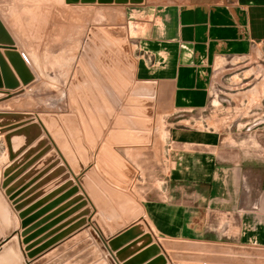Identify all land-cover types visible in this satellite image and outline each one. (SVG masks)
I'll return each mask as SVG.
<instances>
[{
	"label": "crops",
	"instance_id": "crops-1",
	"mask_svg": "<svg viewBox=\"0 0 264 264\" xmlns=\"http://www.w3.org/2000/svg\"><path fill=\"white\" fill-rule=\"evenodd\" d=\"M48 4L44 6L45 9L60 8L63 10V5H68L65 0L58 3L60 7L58 4L54 7L52 2ZM101 5L111 6L122 17L120 21L108 25L125 26L129 46V53L126 56L133 63L132 70L128 71L114 52H107L131 74L132 80L128 81V88L124 89L113 75L100 64L116 87L124 94V97L118 100V106L116 107L106 100L112 109V115L109 116L100 98L94 94L95 101L101 108L102 116L106 118L107 124L102 127L100 138L96 137V146L93 148L88 146L90 163L87 165L82 164L83 169L76 177L85 176L87 170L93 169L104 184L131 196L142 209L141 215L133 220L131 224L124 220L123 226L119 229L109 231V236L101 231L99 227L93 231L105 246L114 264H122L117 261L115 255L137 241L143 234L135 233L136 235L133 234L125 238L117 251H111L108 240L118 237L140 219L144 222L146 231H149L153 237L151 243H158L160 254L166 257V264L210 263L173 260L168 254L169 249L164 248L159 243V239L210 242L264 249V145H261L260 142L263 136L260 128L258 136L254 135L253 137L254 145L252 147L245 148V146L240 147L238 145L237 147H230L232 146L231 143L223 144L225 139L224 130L215 127H200L196 123L202 117L192 116V112L206 110L209 104H212L211 81L215 76V72H224V64H226L227 59L260 57L262 51H264V0H181L180 2L143 0L141 3L135 4L106 3ZM26 7L21 8L26 9ZM54 17L56 20L58 19V16L55 15ZM21 18L23 19L20 16L13 17V34L10 33V35L19 51L23 47L27 48L26 43L35 42L34 45L32 44L33 53L31 51L30 55L38 57V53L41 51L39 41L38 39L34 41L27 34V30L22 37ZM51 18L50 24L52 23ZM60 18L63 22V18ZM0 19L9 32V28L1 15ZM24 24L23 22V26ZM50 32L48 33L50 38L47 36L48 39L44 38L42 40L45 42L47 40L55 41L56 37L53 39V30H50ZM67 40V38L60 39V42L66 43ZM110 42L122 53V50L118 49L119 47L115 43ZM65 46L68 47L67 44ZM25 49H23V54L28 59L30 55L27 54ZM50 56L58 59L65 58L67 57V50L57 48L55 53H51ZM108 62L125 79L123 73L112 61L109 60ZM97 74L101 77L99 71ZM137 82L152 83L153 94L151 96L145 95L150 87L142 86L138 90V93L141 94L131 95ZM95 85L98 86V89H101L97 81ZM103 96L105 97L104 94ZM130 98H150L152 103L150 106L143 104L126 105L127 100ZM2 102L0 101V105ZM125 108L133 110L131 115L122 114ZM149 108L152 110L150 117L133 115L142 114L135 113L134 110L142 111ZM93 114L96 124L100 125L94 110ZM122 118L127 120L149 119L151 129H135L128 128L127 126H132L129 124H116L117 119ZM135 127L142 126L140 124V126ZM161 129H163V137H161ZM111 130L127 133L148 132L150 140L148 143L107 144L105 138ZM256 139H259L258 146L256 145ZM0 140L3 142L2 135H0ZM227 142H229L228 139ZM102 144L107 145L135 170V176L129 180L130 184L127 189L111 183L100 172L99 167L103 171L104 168L99 166L97 158L100 157L99 148ZM35 145L36 139L26 147L23 154L30 153L22 161L23 164L21 162L14 171L19 172L24 168V172L21 171L16 176L15 179L17 180L22 177V172L28 171L24 174L27 175L30 173L29 171L35 170L28 182H25L24 187H26L20 194L22 196L30 192L25 198H35L34 202L37 200L36 186L39 180L42 181V178L39 180L37 178L40 176L39 173L42 174L48 171V174L51 171L50 168L54 166L53 164L45 165V168L41 169L42 171L37 172L38 157ZM123 149L125 152L122 153L121 150ZM165 154L168 155L167 159L163 157ZM60 158L63 160L61 155ZM102 159L113 169L119 171L109 160ZM164 159L167 160V163ZM9 163L8 160L7 164ZM67 170L71 175H74L71 169L68 168ZM150 171L152 172L151 176H149ZM140 176L142 180H139ZM88 179L93 186L99 189L94 181ZM53 180H50V182ZM1 182L2 180L0 185ZM47 183H45V186ZM63 183L59 182L47 190L41 198L63 185ZM136 183H142L144 187L146 183L151 188L150 190H144L140 198L133 191ZM77 184L81 191V184ZM69 190L70 188L66 187L59 193L55 191L57 194L53 198L45 204L42 203L44 206L53 199H57L56 201L60 197L62 199L56 207L63 205L48 215L51 218L49 222L42 218L38 221L35 220L33 224V231L38 229L36 232L42 230L47 232L54 227L52 226L54 223H57L55 224L57 225L56 228H60L59 232L65 229L63 231L65 235L49 244L30 260L26 257V252L23 251V245L20 244L25 261L31 262V260H37L39 257H47L52 251L67 245L68 240L79 231H84L89 225L94 228L90 214L83 216L86 218V224L75 231L65 233L70 229V227H67L73 225L74 222L72 221L76 220V216L81 215L82 208L80 207L84 206L85 201L88 202V206H92L88 195L83 190L81 194L83 203L79 204V201L71 203L73 199L70 200L72 195L69 194ZM0 193L13 209L12 233L18 237L20 243L19 214L3 194L1 187ZM119 200L122 201L121 198ZM32 208L33 215H38L43 211L41 208L38 209L36 203L33 204ZM49 211L51 209L47 212ZM59 232H56L55 235ZM51 237L45 238L34 248L48 242ZM34 240L36 241V238ZM95 244H97L96 240ZM149 245L140 242L132 246L127 251V261L146 250ZM101 252L99 254L100 259L104 257L106 259L104 252L102 250ZM153 257L154 255L145 256L135 264H146ZM223 257H258V259H263L260 256H243L236 252L223 254ZM212 264L242 263L223 260Z\"/></svg>",
	"mask_w": 264,
	"mask_h": 264
},
{
	"label": "rangeland",
	"instance_id": "rangeland-1",
	"mask_svg": "<svg viewBox=\"0 0 264 264\" xmlns=\"http://www.w3.org/2000/svg\"><path fill=\"white\" fill-rule=\"evenodd\" d=\"M60 1L63 0H0V15L3 18V20L6 22L9 28V33L13 34V24H12L13 17H19V16L23 17V19L21 18L22 25L20 26L22 29L21 31L22 37L23 35H25L24 33H26L25 31L27 30L28 31L27 34L30 35L34 41L38 39L39 41L38 43L40 45L39 47L41 48L40 49L41 51H39L38 53L39 54L38 57H33L30 55V53L31 51L33 53V45L35 44V42H31V43L25 42L27 44V45L25 44L27 48L25 49L23 47V49L26 50L27 54L30 55L29 56L30 58L29 57L28 59L27 57L25 58L26 60L25 64L30 70V72L33 74V80L27 85L22 84L20 78L17 76L16 72L14 71L9 58L4 54V49H0L1 53H3L6 65L8 66V68H10L11 71H13L15 77L21 83V86L16 90L19 91L17 94L13 95L8 99L2 100L3 102L0 105V109L2 110L0 111L31 113L33 115L32 117L29 118H24V116L17 118L15 120V124H23L24 121L25 123L30 121L39 122V113H54L57 114L58 116H60L61 113L73 114L76 117L78 127L80 130L79 140L87 149L86 156L84 157L83 155H80L78 153L75 143L76 138L72 137L70 132L66 129L64 123L61 121V125L63 126L65 133L68 136L70 149L73 152L72 162L69 161L70 162L69 163L62 155L60 150L57 148L53 140L51 138L48 139L49 136L45 130H42L41 135L34 137L27 144V146H25L19 152L17 157H19V155H22L26 147H28L30 143H33V141L36 139L37 146L35 148H37L36 155L38 157V161L36 164L37 172L39 173L40 171H42L45 168V165L48 164L54 165L50 168L51 171L48 174H47L48 171L42 174L39 173L40 176H38L37 178L38 180L42 178L41 179L42 181L39 180L40 182L38 181V185L36 186L37 200L34 202L35 198H32L22 208L24 210V209H28L31 206L30 210L25 216L29 219L28 223L26 224V227L32 226L35 223V220L38 221L42 218H45L47 222L51 220V218H49L48 215L56 208H60L63 205V204L58 205V207H56L58 202H60V200L62 199L60 197L58 201H56L57 199H53L50 203L44 206L43 204H45L48 200L53 198L55 194L59 193L63 188L66 187L70 188L69 194L72 195V198L70 200L73 199L71 203L77 201H79V204L83 203L81 196V194L83 193L82 190L86 195H88L89 189L93 190V188H89L90 185L91 186L93 185L88 179L90 178V180L94 181L98 186V188L100 189L99 191L97 187L93 186L96 189V191H98L99 194L98 195L97 193H94V195L100 201L104 210H107L108 203L107 201L103 202L101 200V196L107 199L108 195L105 192L107 188H105L104 190L103 187H108V189L110 188L111 190H116L104 184L100 180V178L95 174L93 169L87 170L85 176H81V177H76V176L83 169L84 164L87 165L90 163L88 146H91L92 148L96 146V141H95L96 137L100 138L102 134L101 133L102 127H105L107 124L106 118L102 116L101 108L95 101L94 94H96L100 98L101 102L103 103V107L105 108L109 116L112 115V109L107 104V101H110L113 104V106L116 107L118 106V100H121L124 97V94L116 87L114 82L110 79V76L105 72L104 67L108 72H110L113 75L116 81L124 89L128 88V81L132 80V76L128 72L131 71L132 69L127 67L118 58L117 55H116L117 58L127 67L128 71L125 70L123 66L119 64V62L115 61L114 58H112V56H110V54L108 53L113 51L108 47L106 43L98 40V45L94 44L96 46V47L94 46L96 52L90 49L91 54H88L84 49V46L85 47L88 46L85 40L87 41L90 40L89 35H93L91 31V27H96L99 30V27L114 26L108 24L116 21L118 22L122 19V17L120 16V14H118L117 11L112 9L111 6L101 5V4H68V5L65 4L63 5V10L60 8L59 9L44 8V6H46L48 3L51 2L52 5H54L55 7L56 4H58ZM172 1L180 2L181 0H158V2H172ZM58 5L60 7V4ZM23 6L24 7L31 6V7L28 8L26 7V9H24L21 8ZM32 6L34 7L32 8ZM55 15L58 16L57 20L54 17ZM60 17L63 18V22H61ZM50 18L52 21L51 23L52 26L50 24ZM23 22L25 23L24 26H23ZM50 30H53V39L55 37L56 39L55 41L47 40L45 42L42 39L44 38L48 39L47 36L50 38V35H48V33H51ZM55 31L57 32V34ZM66 38L68 39L66 43L60 42V39L64 40ZM104 38H106L109 44L115 47V45H113L110 42V39L108 37L104 36ZM66 44L68 47L65 46ZM61 45H63V47H61ZM89 46L92 47V44H89ZM57 48L58 49L63 48L64 51L66 49L67 57L62 59L60 58L58 59L54 56L51 57L50 54L51 53L54 54ZM23 49H21L22 52L19 51L18 49L17 50L21 52L22 55L24 56ZM84 53L86 54L87 59L83 57ZM80 60H83L84 65L81 63ZM109 60L112 61V63L123 73L125 79H123L111 67V65L108 62ZM128 60L130 59L128 58ZM100 64H102L104 67ZM77 65L81 67V74L83 76V81L79 80L75 73ZM224 66H223L224 72H215V76H213L214 78L211 81L212 104H209L206 110L192 112V116H195L196 118L202 117V119H200L196 123V125H200V127H215L220 130H224L225 131L224 132L225 139L223 140L224 145L231 143L232 146L230 147H237L238 145L240 147L245 146V148L252 147L254 145L253 137L254 135L260 133L258 132L260 128V131L263 134V136L260 139V142L261 145H264V51H262L260 57L251 56L244 59L229 58L227 59L226 64H224ZM97 69L101 73V77H99V75L97 74L98 72L96 71ZM72 81L77 84L78 86L77 90L74 88L75 84H73ZM96 81L97 83L100 84L101 89H98L97 88L98 86L95 85ZM69 88H72L74 92L72 90L70 91ZM103 94L105 95V97L103 96ZM72 97H74V99L76 98L79 101L80 113L78 112L76 106L73 105L72 103L73 101L71 100ZM132 99L134 98L128 99L126 105H133L132 103L129 102ZM93 110L95 111L101 126L96 124V121L93 116L94 115ZM132 111L133 110H128L127 108H125L122 111V114L127 113V115L129 114L131 115ZM134 111L135 113H142V114H133V115L143 116V112L141 110L139 111L134 110ZM129 120L126 119L125 121H122L120 119L119 120L117 119L116 124L132 125V126H127L128 128L135 127L136 125L140 126V124H135ZM138 121H142V120H138ZM162 130L163 129H161L160 131L161 134L163 132ZM111 131L107 133V136L105 138L107 144H111L110 142H108L107 139L112 135H113L112 137L116 139L114 140V142L119 143L121 141H124L125 139L124 137H126V136H121L120 133L128 134L127 132H115L113 130ZM92 134L94 135L95 139ZM41 137H45V140L43 142H40ZM161 137H163V134L161 135ZM227 139L229 142H227ZM256 140H257L256 145L258 146L259 139ZM100 148H99L100 157L97 158V163L99 164V166H102V168H104L103 171L98 166L103 176L108 180L114 181L113 184L116 183L118 185L123 182L121 177L128 180V177L126 176L124 171H121L114 164L115 161L109 159L102 152H100ZM52 151H55L56 155L49 158L48 155ZM121 151L122 153L123 151L125 152L124 149ZM0 153L1 154L6 153L7 156L6 164H7L9 158L5 147L4 139L3 142L2 140H0ZM29 153L30 152L24 155V158L19 162V164L22 161H24L25 157ZM60 155L61 157H63V160L60 158ZM163 157L167 159L168 155L165 154V156ZM102 158L109 160L111 164H113L119 171L109 166L105 161H103ZM76 159H78V162L81 164L82 166L81 169H78L76 167L77 166ZM164 161L167 163V160L164 159ZM19 164H17L16 169L19 166ZM59 166H63V169L57 171V168ZM68 168L74 172V175H71L68 172L67 170ZM23 169L21 171L24 172ZM34 171L35 170H33L32 173H28L26 176L24 174L27 173L28 171H26L25 173L23 172L21 173V176L24 175L25 177L23 179V182L16 189L18 191V196H20V194L24 191L26 187V186L24 187V185L28 182V179L31 177ZM19 172L16 173V176L19 174ZM90 172H92L93 174L92 175L89 174ZM151 174L152 172L150 171L149 176H151ZM93 176L97 178V181L94 180ZM52 179L54 180L50 182V180ZM139 180H142L141 176L139 177ZM59 182H64V183L63 185H61L51 193L41 198V196L47 190H49ZM45 183H47L46 186ZM77 183L81 184V191ZM150 188L151 187H148L146 183H145V187L142 185V183L140 184L136 183L133 191L134 193H136L138 197L141 198L143 195V191L144 190L146 191V189L150 190ZM55 191H57V193ZM29 193L30 192H27V194H25L24 197H27ZM52 193L54 194L51 195ZM149 194L151 195V192ZM89 199L92 206L90 205L88 206L87 205L88 202L85 201L84 206H81L80 208H82L81 211L85 209H88V211L76 217V220L72 221L74 222L73 225L71 224L67 228L73 227L71 231L77 230L80 226H83L87 222L86 218H84L83 216H88L91 214L90 219L94 223V229L92 225H89L84 231L83 230L79 231L74 237L69 239L67 242L68 244L65 245L63 248L52 251L49 255H47V257H39L37 260H31V262L26 261L28 264H109L107 259H105L104 255H103L104 258L100 259L99 254L101 250L99 249V246L95 244V240L91 233L94 230H96L97 227H99L101 231L103 230L99 226L97 220L94 218L95 215H100L101 213L98 211L96 205H94L90 197ZM35 203L36 205L38 204V209L41 208L43 210L42 213L38 215H33L32 214L33 212H31L33 209L32 208L33 204ZM50 209L51 211L47 212ZM93 210L94 212H92ZM119 216H121L119 218L123 223V221L126 219L123 217V215H119ZM19 219H20V232H21L23 229L22 227L23 219L22 218ZM81 219H82L81 224L74 226ZM99 219L107 230L109 228V224L107 223V220L101 215L99 216ZM55 224L57 223H54L52 225L54 227L52 229H49V231L47 232L45 230L36 232L38 231V229H36L35 231L31 229L30 232L26 234V236H28L29 233L30 235H32L30 242L31 241L34 242L35 241L34 238H36V241L38 242L35 245L39 244V242H42L43 240H45V238H48L49 236H52L50 238L52 239L53 237L56 236L55 233L60 231V228L58 227L56 228L57 225ZM63 231L59 232L57 235L64 233ZM26 236H21V240H20V244L23 245V251H25L24 247L26 244L22 243V239ZM50 239L48 241H50ZM30 242L28 241L27 244ZM41 245H38L37 247H40ZM60 254L61 256H59ZM26 257L30 259L27 255Z\"/></svg>",
	"mask_w": 264,
	"mask_h": 264
},
{
	"label": "water",
	"instance_id": "water-1",
	"mask_svg": "<svg viewBox=\"0 0 264 264\" xmlns=\"http://www.w3.org/2000/svg\"><path fill=\"white\" fill-rule=\"evenodd\" d=\"M128 1L130 3L135 4V3H141L143 0H65L66 3H78V2L95 3L97 2L101 4L112 3V2L127 3ZM99 29L100 31L102 30L109 36L115 38L118 44L120 45V47L125 52H127L125 26H120V25L104 26V27H99ZM91 31L98 32L96 27H91ZM85 41L88 44V41L87 40ZM0 44L1 46L3 44L4 47L8 48L7 51H5V54L9 58L13 66V69L16 72L17 76L20 78L22 84L23 85L29 84L33 80V75L25 64V61H26L25 57L22 55L21 52H19L16 49L14 40L12 36L10 35V33L8 32V30L6 29V27L4 26V24L2 23L1 19H0ZM85 48L86 47L84 46V49ZM123 59L125 60L126 65H128V63L130 64V61L126 59V57H124ZM75 73L78 79L83 81V76L81 74V67L79 65L76 66ZM73 84H75L74 88L77 90L78 89L77 84L75 82H73ZM3 85L5 88L13 89V88L18 87L19 82L16 79L14 73L10 70V68H8V66L2 61L0 57V87H2ZM142 86L150 87L149 91H147L148 93H146L145 95L151 96L153 94V84L152 83L137 82L135 84V88L132 91V95L141 94V93H138V90ZM69 90L71 91L72 88H69ZM72 91L74 92V90ZM18 92L19 91L17 92L0 91V101L10 98ZM71 100L73 101L72 102L73 105L76 106L78 112L80 113L79 101L76 98L74 99V97H72ZM132 100H130L131 103L143 104L145 106H150L152 103V100L150 98L132 99ZM142 112H143V115L146 117H150L152 115V110L150 108L144 109L142 110ZM20 116H24V117L31 116L32 117L33 115L31 113L0 111V134H3L5 147L7 150L8 158L10 160V163L7 164L3 169V180L1 182L0 187L1 189H3V194L11 202L13 208L18 211L19 217L23 219L22 220L23 229L20 232V235L26 236V234H28V232H30V230L33 228V225L26 227V224L28 223L29 219L25 216L30 210V208L24 209V210L22 208L24 207L25 203H27L28 201L32 199V197L25 198L24 195L18 196V191L16 189L23 182V179L26 175L16 180L15 176L17 172L14 173V168L24 158V154L17 157L19 152L25 146H27V144L34 137L41 135L42 128L39 122L32 121V122H28L25 124V121H24L23 124L19 125L18 127L16 125L13 126L14 130H9L10 128H8V131H6L7 130L5 129L6 124H8V122H11L14 119L19 118ZM39 118H40V121L43 124H45L44 126L48 130V132L53 136L56 146L58 147V149H60V152L62 153V155L65 157V159L68 162L69 161L72 162L73 152L70 149V145L68 142V136L66 135L65 130L63 126L61 125V121L64 123L66 129L70 132L72 137L76 138L75 143H76L78 153L80 155H83V157L86 156L87 149L82 144V142L79 140L80 130L78 127L76 117L73 114L61 113L60 116H58L57 114H54V113H39ZM120 120L125 121L126 119H120ZM129 121L135 124H141L142 126V127H131V128H142L144 130H149L151 126V122L148 119H145L142 121H138V120H129ZM120 134L121 136H126L124 137L125 141H121V143L123 144L148 143L150 140V135L148 132H134V133H128V134H125V133H120ZM44 140H45V137H41L40 142H43ZM107 140L108 142L112 143L114 142L113 140H116V139H114V137L111 136ZM36 146L37 144L35 145V147ZM100 152H103V154L109 159L114 160L116 164L121 165L124 172L129 177L132 178V174H134L132 168L126 163L124 159H122L112 149H110L106 145H102L100 148ZM54 155H56V152L52 151L48 155V157L50 158V157H53ZM76 160H77L76 167L79 168L80 163L78 162V159ZM62 169H63V166H59L57 168V171L62 170ZM29 172L32 173L33 170ZM110 181L112 183L114 182L112 180ZM128 185H129V182L126 179H123V182L120 183L118 186L120 188L127 189ZM89 188H93V190L91 189L88 190L89 197L91 198L94 205H96L98 211L101 213L100 215L107 220V223L109 224V228L112 230H115L118 227H120L119 226L120 224L119 215L128 217L127 220H128V223H130L136 218H138L142 213V209L140 205L134 199H132L130 196L120 191L111 190L110 188L108 189V187H103L104 190L105 188H107L105 192L108 195V198L105 199L104 197L101 196V200L103 202L107 201L108 203L107 210H104L100 201L94 195V193L98 194V191H96L93 185L92 186L90 185ZM119 198H121L122 201L119 200ZM86 211H88V209L83 210L82 213H85ZM100 215H95L94 218L97 220L99 226L104 231V233L107 234L106 227L103 225V223L99 219ZM78 216L79 215H77L76 217ZM81 222H82V219L78 221V223H76L74 226L81 224ZM72 228L73 227L65 231V233L70 232L69 230H71ZM12 232H13L12 210L10 206L8 205V203L6 202L4 196L0 193V264H28L24 260L23 254L20 249V243L18 241V238ZM91 233H92L93 238L96 240L99 248L104 252V247L102 243L97 239L96 235L93 232ZM135 233H141L143 235L137 241L127 246V248L123 250L124 253L128 251L132 246L140 242L150 244V245L146 250L141 252L139 255L135 256L133 259L129 260L128 263L130 264H132V262L136 263L140 258H143L145 256L146 257L153 256V255H154L153 259L150 260L146 264H166L167 263L166 257L163 254H160V247L158 243H151L153 241V237L149 231H146V226L141 219L140 221L132 224L118 237L108 240V244L113 246L115 242H117V240H120L123 237L128 238ZM62 235L63 233L60 235H56L50 241L42 244L40 247L33 248V246L38 241L30 242L32 235H30L29 233L28 236L22 239V243L26 244L24 247V250L27 252L26 255L29 258H32L37 253H39L44 248H46V246L57 241ZM28 241L30 243L27 244ZM159 243L164 248L169 249L168 254L173 260L208 262L210 264L215 263V262H221L223 260H226L227 262L242 263V264H264V249L239 247V246L220 244V243L195 242V241L172 240V239H159ZM184 251H190V252H184ZM233 252H236L243 256H260V257H263V259H258V257H252V258L223 257V254H226V253L230 254ZM106 259L109 262V264H112L111 259L107 255H106Z\"/></svg>",
	"mask_w": 264,
	"mask_h": 264
},
{
	"label": "bare ground",
	"instance_id": "bare-ground-1",
	"mask_svg": "<svg viewBox=\"0 0 264 264\" xmlns=\"http://www.w3.org/2000/svg\"><path fill=\"white\" fill-rule=\"evenodd\" d=\"M95 3H97V2H95ZM112 3H115V2H112ZM127 3H130L129 1L127 2ZM68 4H94V3H81V2H78V3H68ZM101 4V3H100ZM106 4V3H105ZM118 4H126V3H118ZM98 30V29H97ZM93 33V35H90V37H89V39L90 40H88V46L85 48V51L88 53V54H91V52H90V49H92V50H94V52H96V50H95V45L94 44H96V45H98V40H100L101 42H104V43H106L107 45H108V47L118 56V58L126 65V62H125V60L123 59L124 57H126V59H128L127 58V54H128V52H129V46H128V41H127V36H126V42H127V52H125L121 47H120V45L118 44V42H117V40L115 39V38H113V37H111V36H109L108 34H106L105 32H103L102 30L100 31V29L98 30V32H92ZM104 36L105 37H108L109 39H110V41H112L113 43H115L121 50H122V53L121 52H119L115 47H113L111 44H109V42L106 40V38H104ZM89 44H92V47L91 46H89ZM95 46V47H94ZM0 49H4V54H5V51H7V49L8 48H6V47H4L3 46V44H2V46H1V44H0ZM6 55V54H5ZM0 57H1V59H2V61L6 64V62H5V60H4V56H3V53H1V51H0ZM83 57L85 58V59H87V56H86V54L84 53L83 54ZM130 61V60H129ZM81 63H83V60H81ZM83 65H84V63H83ZM127 67H129L130 69H132V67H133V64H132V62L130 61V64L128 63V65H126ZM13 72V71H12ZM33 75V74H32ZM17 79V78H16ZM18 80V79H17ZM18 82H19V80H18ZM21 86V83L19 82V85H18V87H16V88H13V89H9V88H5L4 87V85L2 86V87H0V90H2V91H8V92H17L16 90L19 88ZM17 94V93H16ZM133 101V100H132ZM130 103H131V101H129ZM132 104H134V103H132ZM144 116V115H143ZM20 117H22V116H20ZM19 117V118H20ZM29 117H31V116H28V117H24V118H29ZM144 117H146V116H144ZM15 120L16 119H14V120H12L11 122H8V124H6V126H5V129H7L6 131H8V128H10L9 130H14V127L13 126H19V125H21V124H15ZM31 122V121H30ZM28 123V122H27ZM39 123H40V125H41V128H42V130H45L46 131V133L48 134V139L49 138H51L52 140H53V142L55 143V141H54V139H53V136L48 132V130L45 128V126L42 124V122L40 121V118H39ZM26 124V123H25ZM0 135H3V134H0ZM115 135V134H114ZM113 136V135H112ZM114 141V140H113ZM125 141V140H124ZM111 144H121V142H119V143H115V142H112ZM123 144V143H122ZM55 145H56V143H55ZM58 148V147H57ZM60 150V149H59ZM103 153V152H102ZM6 159H7V156H6V153H0V180L2 179L3 180V169H4V167H5V163L7 162L6 161ZM114 161V160H113ZM114 164L121 170V171H124L123 170V168L121 167V165H119V164H116V162H114ZM17 166V165H16ZM131 167V166H130ZM82 168V166H81V164H80V167L78 168V169H81ZM132 168V167H131ZM16 170V167L14 168V171ZM132 170H133V172H134V174H132V178L134 177V175H135V170L132 168ZM125 173V172H124ZM89 174H93L92 172H90ZM126 174V173H125ZM19 175V174H18ZM126 176L128 177V182H129V179H132L131 177H129L127 174H126ZM16 177V176H15ZM94 177V179H95V181H97V178L95 177V176H93ZM121 177V176H120ZM121 179H122V181H123V179H125V178H122L121 177ZM6 200V199H5ZM6 202H7V200H6ZM8 203V202H7ZM26 204V203H25ZM9 205V204H8ZM12 210V209H11ZM13 212V211H12ZM124 217V216H123ZM126 220H127V218L128 217H124ZM119 220H120V218H119ZM127 222H128V220H127ZM132 222H130V223H128V224H131ZM144 223V222H143ZM119 226L121 227V226H123V223L121 222V220H120V224H119ZM120 227H118L117 229H119ZM33 229V228H32ZM94 229V228H93ZM117 229H115V230H112V229H110V228H108L107 229V236H109L110 235V230H112V231H116ZM59 230V229H58ZM54 231V230H53ZM69 231H71V230H69ZM104 232V231H103ZM52 233V232H51ZM138 234H141V233H138ZM63 235H65V234H63ZM62 235V236H63ZM98 235V234H97ZM136 235V234H135ZM61 236V237H62ZM60 237V238H61ZM97 237V236H96ZM59 238V239H60ZM126 237H123V238H121L120 240H117V242H115V244L113 245V246H111V245H109L108 244V246H109V248L111 249V251H117V249L120 247V245L122 244V242L124 241V239H125ZM58 239V240H59ZM98 239V238H97ZM62 240V239H61ZM99 240V239H98ZM100 241V240H99ZM101 242V241H100ZM102 243V242H101ZM102 245H103V243H102ZM47 247V246H46ZM103 247H104V252L106 253V255L111 259V261H112V264H114V262H113V259L108 255V252H107V250H106V248H105V246L103 245ZM124 250V249H123ZM123 250L122 251H120V252H118L116 255H115V258L117 259V261L118 262H120V263H122V264H130V263H128V261H127V259H126V254H127V251L124 253L123 252ZM184 252H190V251H184ZM104 253V254H105ZM122 255H124V256H122ZM34 257V256H33ZM30 260V259H29ZM134 262H132V264H133ZM135 264V263H134Z\"/></svg>",
	"mask_w": 264,
	"mask_h": 264
}]
</instances>
